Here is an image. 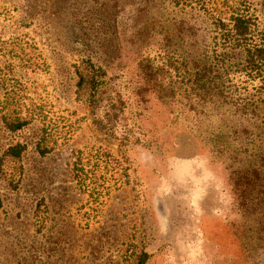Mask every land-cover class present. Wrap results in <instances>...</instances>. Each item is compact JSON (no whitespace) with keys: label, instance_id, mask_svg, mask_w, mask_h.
I'll use <instances>...</instances> for the list:
<instances>
[{"label":"rangeland","instance_id":"1","mask_svg":"<svg viewBox=\"0 0 264 264\" xmlns=\"http://www.w3.org/2000/svg\"><path fill=\"white\" fill-rule=\"evenodd\" d=\"M106 1L0 0V264H264V184L245 174L255 145L217 117L199 124L202 156L152 140L136 95L152 89V21L137 0L112 9L117 38L132 39L122 70L78 87L101 61ZM245 1L264 30V0ZM139 32L145 59L127 68Z\"/></svg>","mask_w":264,"mask_h":264},{"label":"trees","instance_id":"2","mask_svg":"<svg viewBox=\"0 0 264 264\" xmlns=\"http://www.w3.org/2000/svg\"><path fill=\"white\" fill-rule=\"evenodd\" d=\"M104 7L106 31L102 37L95 34L101 61L93 64L87 59V72L79 74L77 84L81 87L85 82L92 91L99 84L97 78L108 76L110 81L114 70H122L121 43L132 42L116 36L115 0L98 6ZM150 10L152 17L146 14ZM136 11L152 21V89L139 82L136 95L142 110L150 111L144 122L151 124L152 140L160 145L162 155L180 159L202 156L206 148L199 124L202 118L217 117L221 124H232L231 138L239 148L243 142L255 145L258 164L245 174L252 178V185L264 184V30L254 10L245 0H137ZM145 37L140 32L135 37L138 47L135 54L127 51V68L145 59L140 53L142 44L148 45ZM138 69L140 75L147 71L145 65ZM23 125L14 121L8 128L15 131ZM22 150L14 145L6 155L17 158ZM137 264H144V258Z\"/></svg>","mask_w":264,"mask_h":264}]
</instances>
